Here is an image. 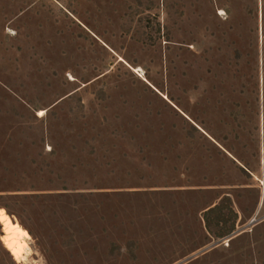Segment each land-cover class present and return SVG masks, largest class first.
<instances>
[{"label": "rangeland", "instance_id": "1", "mask_svg": "<svg viewBox=\"0 0 264 264\" xmlns=\"http://www.w3.org/2000/svg\"><path fill=\"white\" fill-rule=\"evenodd\" d=\"M0 210V264H264V0H0Z\"/></svg>", "mask_w": 264, "mask_h": 264}, {"label": "bare ground", "instance_id": "2", "mask_svg": "<svg viewBox=\"0 0 264 264\" xmlns=\"http://www.w3.org/2000/svg\"><path fill=\"white\" fill-rule=\"evenodd\" d=\"M0 215V223L3 226L5 236L3 242L12 257L20 262L25 259V255L29 251L28 240L29 232L15 222L5 211Z\"/></svg>", "mask_w": 264, "mask_h": 264}, {"label": "trees", "instance_id": "3", "mask_svg": "<svg viewBox=\"0 0 264 264\" xmlns=\"http://www.w3.org/2000/svg\"><path fill=\"white\" fill-rule=\"evenodd\" d=\"M226 211H228L226 213ZM204 219L208 228H211V225L215 223L218 226H224V232L220 234V237L229 236L235 229V222L237 220V214L230 209V206L226 204H221L209 209L204 214ZM230 226L226 228L228 225Z\"/></svg>", "mask_w": 264, "mask_h": 264}, {"label": "snow or ice", "instance_id": "4", "mask_svg": "<svg viewBox=\"0 0 264 264\" xmlns=\"http://www.w3.org/2000/svg\"><path fill=\"white\" fill-rule=\"evenodd\" d=\"M221 15H223V13H221ZM40 115L42 116L43 113H40ZM2 214H3V212H2V210H0V215H2Z\"/></svg>", "mask_w": 264, "mask_h": 264}]
</instances>
